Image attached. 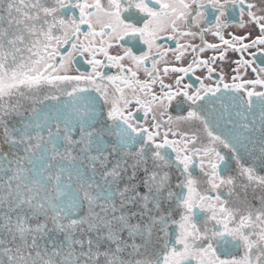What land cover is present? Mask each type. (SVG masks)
I'll use <instances>...</instances> for the list:
<instances>
[{
    "label": "snow or ice",
    "instance_id": "snow-or-ice-1",
    "mask_svg": "<svg viewBox=\"0 0 264 264\" xmlns=\"http://www.w3.org/2000/svg\"><path fill=\"white\" fill-rule=\"evenodd\" d=\"M0 264H264V0H0Z\"/></svg>",
    "mask_w": 264,
    "mask_h": 264
}]
</instances>
